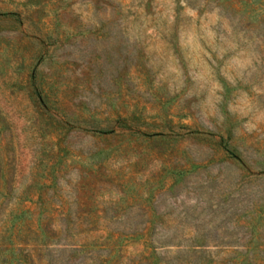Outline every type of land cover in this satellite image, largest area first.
Returning <instances> with one entry per match:
<instances>
[{"label":"rangeland","instance_id":"rangeland-1","mask_svg":"<svg viewBox=\"0 0 264 264\" xmlns=\"http://www.w3.org/2000/svg\"><path fill=\"white\" fill-rule=\"evenodd\" d=\"M0 264H264V0H0Z\"/></svg>","mask_w":264,"mask_h":264},{"label":"trees","instance_id":"trees-1","mask_svg":"<svg viewBox=\"0 0 264 264\" xmlns=\"http://www.w3.org/2000/svg\"><path fill=\"white\" fill-rule=\"evenodd\" d=\"M38 93V96H39V92H37Z\"/></svg>","mask_w":264,"mask_h":264}]
</instances>
